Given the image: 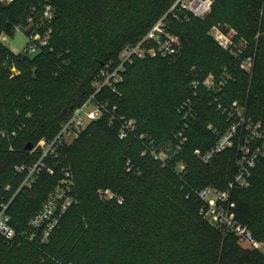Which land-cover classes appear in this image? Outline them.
I'll use <instances>...</instances> for the list:
<instances>
[{
  "label": "trees",
  "instance_id": "trees-1",
  "mask_svg": "<svg viewBox=\"0 0 264 264\" xmlns=\"http://www.w3.org/2000/svg\"><path fill=\"white\" fill-rule=\"evenodd\" d=\"M32 1L37 6H30ZM175 1L28 0L26 11L16 15L8 12L12 2L0 0V12L5 14L0 36H13L17 25L26 33L35 29L36 18L32 26L27 22L33 7L38 10L49 3L54 10L50 43L41 52L15 53L0 39V207L24 179L16 166L29 161L25 146L53 137L62 122L86 101L100 68L117 63L121 50L139 41ZM59 19L61 24H56ZM170 19L171 15L170 29L181 39L176 59H137L127 66L119 93L107 89L104 94L121 114L137 120V136L145 134L157 141L170 137L182 123L177 108L193 94L191 81L210 73L219 75L225 67L232 76L225 89L228 100H239L246 115L264 127V0H213L205 16L185 18L180 28L173 27ZM223 19L236 29L250 32L252 39L248 41L254 52L250 72L242 70L210 34L212 26ZM49 54L52 56L46 57ZM31 65L35 68H29ZM138 65L141 89L131 85L130 92L127 72ZM195 109L186 145L170 168L174 176H186L183 199L199 214L201 203L194 189H225L235 172L236 151L228 149L215 156L212 162L219 165V171L212 170V162L205 164L195 156V149L208 150L218 138L208 125L222 133L231 122L206 99ZM90 130L103 131L109 141L99 150L81 154L82 172L71 168L79 202L65 214L49 243L22 240L24 254L15 264H264V256L258 251L242 249L234 233L215 226L205 233L201 248L185 250L183 242L191 231L177 232L172 211L162 207L156 191L158 180L149 163H161L142 154L137 137L119 139L107 117L92 121ZM194 132L204 138L196 147L191 145ZM63 153L50 162L53 174H40L31 187L21 188L11 203L9 213L18 229L26 228L41 208L61 178L62 168L71 167L70 158ZM177 161L186 163L184 176L176 171ZM263 188L264 158L254 170L251 185L231 193V207L240 226L249 228L257 238ZM106 189L118 197L100 200L99 190ZM260 228L264 231V224ZM11 242L0 235V264L11 255Z\"/></svg>",
  "mask_w": 264,
  "mask_h": 264
},
{
  "label": "built area",
  "instance_id": "built-area-1",
  "mask_svg": "<svg viewBox=\"0 0 264 264\" xmlns=\"http://www.w3.org/2000/svg\"><path fill=\"white\" fill-rule=\"evenodd\" d=\"M212 4L213 0H176L139 41L128 44L121 50L117 63H106L100 68L91 83V92L86 101L73 110L53 137L41 138L33 144V147L28 150V162L16 166V171L23 174L24 179L11 197L1 204L0 235L4 239L14 242L24 240L36 244L49 243L65 214L79 202L71 168L68 166L62 168V176L56 187L49 193L41 208L29 219L26 228L18 229L13 225L9 213L11 203L19 190L23 187H31L40 174L55 172L50 162L59 159L65 147L74 142L92 121L107 117L109 125L116 127L119 139L137 137L143 146V155L164 166H170L186 145L190 118L196 116L197 103L206 99L216 105L217 109L231 122L222 133H219L211 124L208 125L218 138L210 149L204 151L197 148L194 154L200 161L209 164L217 154L234 149L236 159L235 172L225 189L216 186L194 189V196L201 203L199 212L213 226L225 232L234 233L239 237L240 242L264 256V239L255 237L249 228H242L231 207L232 191L235 188H247L251 185L254 170L264 158V127L261 121H255L246 115L245 105L239 100H228L225 89L232 76L227 67L219 75L210 73L203 79L195 78L191 81L193 94L185 98L177 108L178 114L182 116L181 125L172 132L170 137L159 141L145 134L137 136V120L121 114L118 106L112 104L109 97L104 95L107 89L119 93L118 85L124 80L127 66L133 64L135 60L155 56L169 61L176 59L181 39L170 29L169 15L183 14L186 19L190 16L203 17L211 10ZM36 14L37 8L33 7L31 14L27 17L30 26L34 24ZM42 16L50 21L54 18L51 4H44ZM15 28L24 32L20 25ZM24 33L28 42L22 51L24 54L33 55L49 45L52 30L41 34L36 26L32 31ZM210 34L223 49L232 55L242 70L251 71L254 52L250 50V42L244 40L239 44L236 35L223 30L220 24L212 26ZM259 35L260 33L256 35V38ZM185 170L186 163L177 161L176 171L183 174ZM10 188V185L6 186L7 190ZM101 195L106 199L118 197L109 189L102 191ZM118 201L121 202V198H118Z\"/></svg>",
  "mask_w": 264,
  "mask_h": 264
},
{
  "label": "rangeland",
  "instance_id": "rangeland-1",
  "mask_svg": "<svg viewBox=\"0 0 264 264\" xmlns=\"http://www.w3.org/2000/svg\"><path fill=\"white\" fill-rule=\"evenodd\" d=\"M5 3H13L11 11L16 15L23 14L26 10V3L28 0H1ZM31 5H36V2L32 1ZM37 6V5H36ZM42 9L43 6L39 7L37 10V14L35 16L36 18V24L35 26L38 27L41 34H46L49 30H53L52 22L53 19L47 20L42 16ZM5 17V14H2L0 12V21L3 22ZM171 23L173 27L180 28L181 26L185 25V17L184 15L180 16H171ZM222 23H220V27L225 30L229 31L232 34L236 35L237 42L241 44L244 40L247 39L251 40L250 32L247 30H240L232 27V25L225 19L221 20ZM60 23L61 20L59 19L56 24ZM59 24V25H60ZM214 26V25H213ZM1 42L8 47L11 51L18 53L21 52L25 46L27 45V37L25 33L21 30H16L13 36H10L8 34H1L0 36ZM250 42V41H248ZM51 50H53V47H51ZM52 56V54L46 55V57ZM29 68L34 69V65H31ZM127 78L129 79L128 88L131 87V85H136L137 89H141V70L140 65L130 69L127 72ZM132 91V87L130 89V92ZM89 130V124L84 128L80 136L71 144H69L64 149L63 156H65L67 159L70 158L71 167L75 173H80L83 170V160H81L80 156L83 153H88L91 151L99 150L104 145L108 144V137L107 135L101 131L98 130V132H91ZM191 145L196 147L204 143V138L197 132H194L191 136ZM107 143V144H106ZM150 166H152L153 172L156 174V178L158 180V187L156 188V191L160 194V200H162V207L169 208L172 211V214L174 215V226L178 233L183 232L184 230H190L191 236L188 238V240L183 242V247L185 250L192 252L195 248H201V246L205 243V233L209 232L210 226L213 227V225L206 219L204 216H202L199 212V214L192 210L189 206V203L186 202L185 199H183L182 196V190L185 187V177L184 174H182L184 177L182 179L181 175L174 176L172 173V169L170 166H164L162 164L157 165L153 163H149ZM210 167L214 171H219V165L212 162L210 164ZM221 176V174H220ZM110 190V189H109ZM103 190H99V193H101ZM100 200H106V198L102 195H100ZM161 202V201H160ZM155 204V203H154ZM261 205L260 207V214L256 228L257 232L256 235L259 237V239H264V231H262V228L260 226L264 224V188L262 193V199H261ZM216 228V227H215ZM219 229V228H217ZM220 230V229H219ZM225 232V231H223ZM226 233V232H225ZM224 233V234H225ZM204 235V237H203ZM236 242L238 245L245 250H252L248 247L247 244L240 242L239 237L234 235ZM205 239V240H204ZM24 241V240H23ZM9 247L11 250V255L9 258H7L5 264H15L18 262L21 257L24 254V242L22 240H18L17 242H11L9 243ZM223 264H228L225 261H223Z\"/></svg>",
  "mask_w": 264,
  "mask_h": 264
},
{
  "label": "water",
  "instance_id": "water-1",
  "mask_svg": "<svg viewBox=\"0 0 264 264\" xmlns=\"http://www.w3.org/2000/svg\"><path fill=\"white\" fill-rule=\"evenodd\" d=\"M32 147H33V143H32V142H29V143L25 146V149H26V150H30Z\"/></svg>",
  "mask_w": 264,
  "mask_h": 264
}]
</instances>
